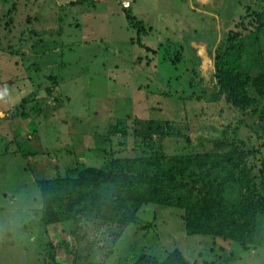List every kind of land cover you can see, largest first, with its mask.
<instances>
[{
  "label": "rangeland",
  "instance_id": "374dc122",
  "mask_svg": "<svg viewBox=\"0 0 264 264\" xmlns=\"http://www.w3.org/2000/svg\"><path fill=\"white\" fill-rule=\"evenodd\" d=\"M70 1L0 0V264L72 260L70 224L41 221L48 181L146 159L185 164L196 183L205 169L195 154L210 151L235 118L250 125L241 135L258 148L247 165L260 183L264 130L211 96L218 43L223 51L241 41L239 71L261 74L264 0ZM126 12L144 27L139 36ZM139 214L145 227H126L105 264L172 250L192 264H264V225L243 248L188 236L175 209Z\"/></svg>",
  "mask_w": 264,
  "mask_h": 264
},
{
  "label": "trees",
  "instance_id": "16d2710c",
  "mask_svg": "<svg viewBox=\"0 0 264 264\" xmlns=\"http://www.w3.org/2000/svg\"><path fill=\"white\" fill-rule=\"evenodd\" d=\"M94 1L72 0L67 6ZM124 9L129 11L130 6ZM129 12L127 19L139 36L144 27ZM136 43L142 45L139 38ZM218 45L213 62L219 85L213 89L211 101L223 100L264 130V67L254 78L244 75L239 71L242 42L229 43L223 51ZM182 50L180 47L176 63L182 58ZM249 79L255 92L247 89ZM249 127L245 119L235 118L234 125L220 131L210 151L195 154L197 164L205 169L196 183L190 182L185 164L164 167L146 159H113L110 169L83 167L74 170L73 178L48 181L41 221L46 226L68 222L74 244L72 260L54 264H105L125 228H144L139 212L154 206L180 211L190 237L220 239L243 248L254 245L259 226L264 225V161L260 162V183L256 184L247 159L258 148L241 135ZM231 182L235 191L229 189ZM124 264L192 263L181 251L172 250L162 258L143 253Z\"/></svg>",
  "mask_w": 264,
  "mask_h": 264
},
{
  "label": "built area",
  "instance_id": "2783aa9c",
  "mask_svg": "<svg viewBox=\"0 0 264 264\" xmlns=\"http://www.w3.org/2000/svg\"><path fill=\"white\" fill-rule=\"evenodd\" d=\"M123 5H124L125 7H128L127 3H126V4L124 3Z\"/></svg>",
  "mask_w": 264,
  "mask_h": 264
},
{
  "label": "crops",
  "instance_id": "0c3cea01",
  "mask_svg": "<svg viewBox=\"0 0 264 264\" xmlns=\"http://www.w3.org/2000/svg\"><path fill=\"white\" fill-rule=\"evenodd\" d=\"M121 1H123V0H121ZM124 3H125V2H123V4H124ZM123 4H122V5H123ZM123 6H124V5H123ZM124 7H125V6H124Z\"/></svg>",
  "mask_w": 264,
  "mask_h": 264
}]
</instances>
